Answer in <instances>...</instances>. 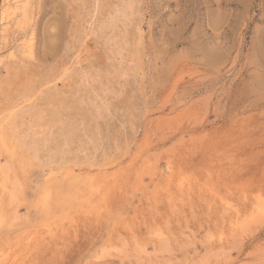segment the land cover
Wrapping results in <instances>:
<instances>
[{"label":"rangeland","instance_id":"obj_1","mask_svg":"<svg viewBox=\"0 0 264 264\" xmlns=\"http://www.w3.org/2000/svg\"><path fill=\"white\" fill-rule=\"evenodd\" d=\"M118 1L0 0V264H264V0Z\"/></svg>","mask_w":264,"mask_h":264},{"label":"bare ground","instance_id":"obj_2","mask_svg":"<svg viewBox=\"0 0 264 264\" xmlns=\"http://www.w3.org/2000/svg\"><path fill=\"white\" fill-rule=\"evenodd\" d=\"M7 1V0H6ZM17 1V0H16ZM21 1V0H20ZM12 2V1H11ZM13 3V2H12ZM133 3L134 0H119L118 1V7L114 12V15L112 16V19L114 22H117V20L125 21L128 19V17L133 12ZM10 4V3H9ZM21 4V3H20ZM15 5V4H14ZM19 5V4H18ZM21 6V5H20ZM12 6H10L11 8ZM13 10V9H12ZM86 10V9H85ZM29 47V46H28ZM60 75V74H59ZM105 75V74H104ZM86 76V75H85ZM91 77V76H90ZM122 77V76H121ZM89 78V77H88ZM85 81V80H82ZM50 84V83H48ZM38 90V89H37ZM52 96V95H51ZM14 115V114H13ZM6 117V116H5ZM13 120V119H12ZM12 122V121H11ZM12 124V123H11ZM10 124V125H11ZM15 124V123H14ZM14 127V126H13ZM11 128V127H10ZM12 129V128H11ZM14 129V128H13ZM25 131V130H24ZM19 139V138H18ZM35 159V158H34Z\"/></svg>","mask_w":264,"mask_h":264}]
</instances>
